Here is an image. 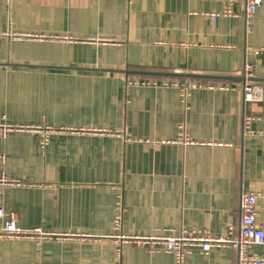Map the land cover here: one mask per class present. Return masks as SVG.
Returning a JSON list of instances; mask_svg holds the SVG:
<instances>
[{
	"label": "crops",
	"instance_id": "obj_1",
	"mask_svg": "<svg viewBox=\"0 0 264 264\" xmlns=\"http://www.w3.org/2000/svg\"><path fill=\"white\" fill-rule=\"evenodd\" d=\"M227 6L0 0V126L28 128L0 136V208L48 235L0 239V264H174L118 235H238L244 193L264 228V1L250 26L245 0L212 21ZM247 65L262 103L244 101ZM132 80L200 88L186 110L176 88ZM185 264H239V250L193 247Z\"/></svg>",
	"mask_w": 264,
	"mask_h": 264
},
{
	"label": "built area",
	"instance_id": "obj_2",
	"mask_svg": "<svg viewBox=\"0 0 264 264\" xmlns=\"http://www.w3.org/2000/svg\"><path fill=\"white\" fill-rule=\"evenodd\" d=\"M12 0H10L11 2ZM228 3L226 9L221 13L210 14L212 21H216L219 17L233 16V5L237 0H225ZM264 0H245L246 2V25L250 26L254 17L256 16L260 6ZM252 65H247L245 68L246 78L251 77ZM130 85L134 86H163L173 87L179 92L180 104L188 110L189 102L192 95V91L200 88V86L194 82L186 81L183 83L163 80L162 82L157 80H132L129 81ZM227 89V87H222ZM244 101L245 103L259 104L263 101L262 89L256 86L252 82H246L243 87ZM252 118L245 120V129L249 130V125ZM19 126L3 125L0 126V136L7 138L13 131L27 130ZM42 144L46 145L49 142L48 132L43 134ZM4 182H8L7 178H3ZM257 196L255 194L244 193L241 196V210L242 220L238 235L234 234V228H229L228 233L224 237H211L205 233L189 232L183 230L176 235H158L157 233L148 236H127L119 234L118 239L121 244H135L137 246H149L153 252L163 251L173 255L174 264H185L186 257L190 253V248L197 247L202 254H209L214 248L219 247H231L239 250V264H264L263 257L251 256L248 254V248L252 246L264 245V228L256 221V204ZM119 214H117L113 230L115 232L122 231V211L119 206ZM0 219L3 221V225L0 228V239H35L39 240L48 238V235L43 233L40 229L24 230L19 227L17 222V215L12 212H6L3 208H0Z\"/></svg>",
	"mask_w": 264,
	"mask_h": 264
},
{
	"label": "water",
	"instance_id": "obj_3",
	"mask_svg": "<svg viewBox=\"0 0 264 264\" xmlns=\"http://www.w3.org/2000/svg\"><path fill=\"white\" fill-rule=\"evenodd\" d=\"M142 74H148V75H167V76H171V77H188V78H193V77H197V76H194V75H178V74H157V73H147V72H141ZM242 80L244 81V83H246L247 81L248 82H255L256 80L252 77L250 78H246V76H244L242 78Z\"/></svg>",
	"mask_w": 264,
	"mask_h": 264
}]
</instances>
